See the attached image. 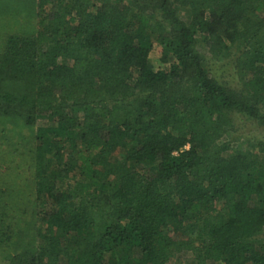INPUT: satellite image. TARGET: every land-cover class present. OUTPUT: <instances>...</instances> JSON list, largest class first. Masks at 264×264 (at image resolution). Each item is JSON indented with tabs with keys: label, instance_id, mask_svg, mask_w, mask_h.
<instances>
[{
	"label": "trees",
	"instance_id": "obj_1",
	"mask_svg": "<svg viewBox=\"0 0 264 264\" xmlns=\"http://www.w3.org/2000/svg\"><path fill=\"white\" fill-rule=\"evenodd\" d=\"M20 1L36 29L3 41L0 117L52 123L34 220L0 209L7 264H264V140L230 138L237 115L264 121V0ZM197 43L235 55L239 92Z\"/></svg>",
	"mask_w": 264,
	"mask_h": 264
},
{
	"label": "rangeland",
	"instance_id": "obj_2",
	"mask_svg": "<svg viewBox=\"0 0 264 264\" xmlns=\"http://www.w3.org/2000/svg\"><path fill=\"white\" fill-rule=\"evenodd\" d=\"M36 9L34 2L20 0H0V52L7 34L33 33L36 29ZM196 49L201 53L203 62L210 75L225 88L240 91L242 81L235 66V55L226 61L214 59L200 43ZM155 65L158 63L154 61ZM264 113V111H263ZM236 127L230 138L237 144H246L251 139L264 140V121L237 115ZM52 123L47 117L40 118L33 128L7 122L0 117V193L2 201L0 209L6 212L5 219L9 224L24 229L27 223L34 220L37 204L32 202L33 188L31 185V157L33 136L37 127ZM119 158L122 156L119 155ZM151 164L140 166L147 169ZM36 205V206H34ZM38 209V208H37ZM38 216V215H37ZM39 222V218L37 217ZM261 238L263 235L260 236ZM26 239V237L24 238ZM27 240V239H26ZM10 247L0 246V264H7ZM169 264H192L189 253L174 257Z\"/></svg>",
	"mask_w": 264,
	"mask_h": 264
}]
</instances>
